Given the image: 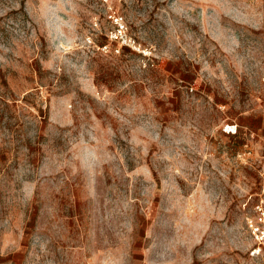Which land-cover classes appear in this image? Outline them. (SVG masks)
<instances>
[{
	"label": "rangeland",
	"instance_id": "rangeland-1",
	"mask_svg": "<svg viewBox=\"0 0 264 264\" xmlns=\"http://www.w3.org/2000/svg\"><path fill=\"white\" fill-rule=\"evenodd\" d=\"M261 201L264 0H0V264H258Z\"/></svg>",
	"mask_w": 264,
	"mask_h": 264
},
{
	"label": "built area",
	"instance_id": "built-area-1",
	"mask_svg": "<svg viewBox=\"0 0 264 264\" xmlns=\"http://www.w3.org/2000/svg\"><path fill=\"white\" fill-rule=\"evenodd\" d=\"M117 24H121V19H115ZM119 34H115L116 40L124 39L123 31H119ZM228 133H235V129H232L231 126H228ZM254 216L247 218L249 231L252 238L256 243V247L251 251V256L259 259L258 264H264V204L260 203L254 207Z\"/></svg>",
	"mask_w": 264,
	"mask_h": 264
},
{
	"label": "crops",
	"instance_id": "crops-1",
	"mask_svg": "<svg viewBox=\"0 0 264 264\" xmlns=\"http://www.w3.org/2000/svg\"><path fill=\"white\" fill-rule=\"evenodd\" d=\"M260 203H263L264 204V201H261V202H258L256 204H254L253 207H252V209H254L255 205L260 204Z\"/></svg>",
	"mask_w": 264,
	"mask_h": 264
}]
</instances>
